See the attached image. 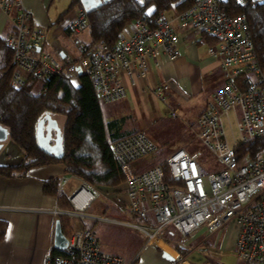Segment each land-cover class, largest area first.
<instances>
[{
	"label": "built area",
	"instance_id": "2783aa9c",
	"mask_svg": "<svg viewBox=\"0 0 264 264\" xmlns=\"http://www.w3.org/2000/svg\"><path fill=\"white\" fill-rule=\"evenodd\" d=\"M225 2L239 12L231 14ZM253 0H191L181 12L161 10L155 16H141L129 23V33H120L113 44L92 40L78 42L71 53L59 48L44 49V30L28 24L30 12L22 0H0V10L9 19L11 30L6 43L13 66L10 84L18 87L29 77L47 81L64 77L70 82L86 75L97 101L113 102L126 96L128 86L143 90L168 103L165 95L169 83L150 86L147 82L148 62L164 54L176 58L180 54L181 34L190 28L187 39L205 34L214 39L207 53L218 59L224 82L206 100L200 112L195 138L207 148L213 161L221 164L217 171L207 172L199 152L189 153L183 147L171 152L162 163L146 169L136 161L157 150L156 143L142 130L113 139L112 157L123 175V191L129 218L114 221L138 231L143 246L164 240L168 228L174 227L185 236L200 227L215 232L228 221L238 225L235 253L245 264H264V151L255 157L248 153L240 159L235 146L264 136V71L256 59L254 42L244 8ZM73 33L90 30V17L78 2L75 17L69 23ZM4 71H0L1 74ZM235 106L236 137L228 141L223 116ZM178 104L168 106L166 118L180 120ZM166 169L169 176L166 177ZM68 176L57 185L61 192ZM85 192L79 203L78 197ZM99 190L85 181L69 197L73 210L54 209L60 213L82 216ZM92 222L108 219L103 215H87ZM44 264H127L122 257L104 253L92 230L85 226L74 229L66 237L60 253L50 252Z\"/></svg>",
	"mask_w": 264,
	"mask_h": 264
},
{
	"label": "crops",
	"instance_id": "0c3cea01",
	"mask_svg": "<svg viewBox=\"0 0 264 264\" xmlns=\"http://www.w3.org/2000/svg\"><path fill=\"white\" fill-rule=\"evenodd\" d=\"M71 1L22 0L30 12L28 24L44 30V49L59 48L63 52L71 53L78 42L92 41L90 30L76 34L69 29L77 5L71 4ZM10 30V21L0 10V37H7ZM178 31L182 35L179 42L180 54L173 59L161 54L157 59L148 62L147 82L150 86L169 83L165 92L168 103H163L149 90L142 91L138 85L128 86L126 96L116 100L118 103L105 116L100 107L104 122H117L112 129L114 137L137 130L145 133L147 123L156 124L158 121L170 120L165 117V113L168 106L175 104L180 107L181 119L171 120L183 122L187 128H192L206 100L224 82L218 59L206 51L211 44V37L208 39L197 33L194 38L187 39L186 34H189L190 28L185 27ZM121 33H129V24ZM71 83L78 86L81 83L80 77ZM60 115L46 112L39 119L42 120L44 136L48 127L50 129L51 144L58 129L63 130L64 118L59 121ZM59 122H62L61 127ZM158 150L157 145L156 151ZM24 159L25 154L19 164L7 167H17ZM138 167L141 168L139 165ZM62 176H68L67 182L70 177L78 178L65 173L64 165L59 161L32 165L22 174L0 173V222L3 224L0 235V264H44L46 255L55 248L54 221L59 214L54 217L53 210H66L59 208L56 195L44 193L43 182L49 177L60 179ZM78 180L80 183L83 181L79 178ZM64 185L61 192L69 199L72 192L66 195L63 191ZM73 189L71 191L75 190ZM99 189L108 197L111 205L105 204L106 202L96 203L91 210V205L99 197L97 196L82 216H72L80 221L81 226L92 230L102 252L119 255L127 264H245L235 253L239 229L233 221H228L215 232L208 233L204 227H200L185 236L171 226L164 234L162 242L143 246V238L138 231L114 221L129 218L139 222L127 210L122 185L102 186ZM90 214L103 215L108 219L92 222L87 216Z\"/></svg>",
	"mask_w": 264,
	"mask_h": 264
},
{
	"label": "trees",
	"instance_id": "16d2710c",
	"mask_svg": "<svg viewBox=\"0 0 264 264\" xmlns=\"http://www.w3.org/2000/svg\"><path fill=\"white\" fill-rule=\"evenodd\" d=\"M79 0H72L77 4ZM191 0H109L89 11L90 35L92 40L113 44L122 30L134 19L141 16H155L161 10L181 12L189 7ZM231 14L239 12L231 2H225ZM256 59L264 71V0H253L244 8ZM203 37L208 38L203 34ZM7 37H0V125L5 127L8 137L25 153V159L17 167L0 166L5 175L22 174L32 165L59 161L64 172L78 177L90 185L115 187L122 183L123 175L112 157L109 143L115 139L112 133L117 122H104L100 103L86 75L80 76L81 83L74 86L67 78L52 77L47 81L29 78L18 87L10 84L13 66ZM214 39H209V43ZM64 116L63 154L60 158L46 153L37 145L36 128L40 117L46 113ZM238 158L246 153L255 157L264 151V136L235 146ZM169 173L166 169V177ZM59 177H49L43 182L44 193L57 196L60 209H73L72 203L62 193L57 192ZM64 214L58 219L63 234L70 232V222ZM3 224L0 222V235ZM62 250L53 249V253Z\"/></svg>",
	"mask_w": 264,
	"mask_h": 264
},
{
	"label": "rangeland",
	"instance_id": "374dc122",
	"mask_svg": "<svg viewBox=\"0 0 264 264\" xmlns=\"http://www.w3.org/2000/svg\"><path fill=\"white\" fill-rule=\"evenodd\" d=\"M38 84L39 81L36 80V82L34 83V87H37ZM117 103L118 101H113L108 103L100 102V107L102 108V112L104 116L108 112V110L110 109L112 110L113 106L116 105ZM239 116H240V108L238 106H235L234 110H231L227 115L223 116V123L227 130V138L228 141L231 143H232V139H234L237 135L235 129V122H236V118H239ZM63 118H64L63 115H60L58 120L62 121ZM127 122L132 123L131 120H127ZM61 123L62 122H59L60 127H61ZM195 127L196 124H193L192 128L189 127L187 128V126L183 122L177 123L171 119L167 121L166 120L158 121L156 124L147 123L146 129L144 131L159 146V150L155 151L151 155H146L144 157H141V159L137 161V164L142 169H146L154 164L164 162L166 157L168 156V153H170L172 150L183 147L189 153L199 152L200 161L205 167L207 172H213L219 170L221 168V164L216 161H213L212 156L208 152L207 148L201 143V141L195 138V134H194ZM79 185L80 182L78 178L70 177V180L64 185L63 191L66 195H69V193L73 192L71 190L73 188L76 189ZM98 190H99V195H98L99 197L91 205L90 207L91 210L96 203L100 204L101 202H106L105 204L111 205V202L108 199V197L105 196L104 193L101 192L99 188ZM68 208L69 210H72L70 206H68ZM63 214L66 216L65 218L70 222V226H71L69 228L70 231L77 229L78 227L81 226L80 221L77 220L76 217L67 215L65 213Z\"/></svg>",
	"mask_w": 264,
	"mask_h": 264
},
{
	"label": "water",
	"instance_id": "95a60500",
	"mask_svg": "<svg viewBox=\"0 0 264 264\" xmlns=\"http://www.w3.org/2000/svg\"><path fill=\"white\" fill-rule=\"evenodd\" d=\"M84 8L89 12L92 9L105 4L109 0H79ZM37 145L46 153L60 158L63 154V130L58 129L55 133L53 143L51 144V133L48 127L44 136L42 132V120L36 128ZM6 143L4 144V142ZM24 151L11 139L8 138V132L5 127L0 125V166H16L20 163ZM66 236L63 234L59 219L54 221L53 246L59 250L65 248Z\"/></svg>",
	"mask_w": 264,
	"mask_h": 264
},
{
	"label": "bare ground",
	"instance_id": "6f19581e",
	"mask_svg": "<svg viewBox=\"0 0 264 264\" xmlns=\"http://www.w3.org/2000/svg\"><path fill=\"white\" fill-rule=\"evenodd\" d=\"M85 196V192H83L79 197H78V202L80 203L83 200V197Z\"/></svg>",
	"mask_w": 264,
	"mask_h": 264
}]
</instances>
